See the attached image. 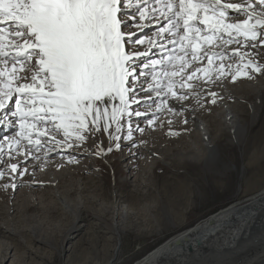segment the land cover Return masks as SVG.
Instances as JSON below:
<instances>
[{"label": "snow or ice", "instance_id": "6c2138e0", "mask_svg": "<svg viewBox=\"0 0 264 264\" xmlns=\"http://www.w3.org/2000/svg\"><path fill=\"white\" fill-rule=\"evenodd\" d=\"M253 3L264 7V0ZM253 3L244 6L222 4L221 0L211 4L206 0H178L150 11L146 7L148 0H143L145 6L137 0L139 19L129 25L128 20H135V16L129 17L124 0H0V113L15 95V111L10 115L17 117L20 129L19 140L8 141V148L0 145V162L5 154L9 160L16 156L37 158L31 149L45 150V158L50 153L62 155L56 150L82 145L89 135L101 131L108 133L120 150V141L133 140L135 133L144 131V124L155 128L156 114L163 111L169 96L179 101L188 98L189 94L182 90L193 87L189 82L200 79L198 73L208 81L213 76L215 80L231 76L235 81L237 76H248L249 69L260 73L259 64L245 59L254 55L251 51L241 52L238 48L229 55L212 50L214 44L257 47L256 41L264 36L258 31L264 29V19L255 15ZM223 9L244 12L247 18L242 23L227 22L229 17ZM161 17L167 26L159 28L155 39L146 40L151 35L148 32L132 39V33L122 31L133 26L143 30L153 21L159 23ZM225 34L228 39H223ZM145 43L148 51H132L133 46ZM259 46L264 47V40ZM152 49L164 58H151ZM230 56L241 61L235 73L232 64L223 63ZM145 57L149 59L145 61ZM216 59L221 63L213 73ZM138 60L144 62L137 64ZM205 60L208 67L184 75L194 63ZM140 77L145 79L141 81ZM140 93H147L148 98H142ZM153 93L155 102L150 103ZM210 95L215 104L216 93ZM137 106L154 107L155 112L150 114ZM169 111L184 109L169 105ZM7 124L8 117H0V132ZM57 133H62L63 139H57ZM112 150L100 147L99 155ZM74 159L68 156L69 162ZM8 169V177L0 170V180H12L10 186L15 189L16 174L23 176L27 169L21 171L17 163L9 164Z\"/></svg>", "mask_w": 264, "mask_h": 264}, {"label": "bare ground", "instance_id": "6f19581e", "mask_svg": "<svg viewBox=\"0 0 264 264\" xmlns=\"http://www.w3.org/2000/svg\"><path fill=\"white\" fill-rule=\"evenodd\" d=\"M168 2H178V0H148L146 7L151 11L153 7L163 8ZM206 2L211 4L214 3V0H206ZM124 3L128 4V8L125 9V11L131 13L136 10L138 11L137 0H130V3L129 0H124ZM221 3H239L247 6L248 3H253V0H221ZM140 6H145L143 5V0H140ZM253 9L255 10V15L264 19V7L257 3H253ZM223 11L228 14L229 19L227 22L230 23H242L247 18V14L244 12L236 13L229 9H223ZM252 22L254 23L255 20ZM150 25L157 28L153 29L151 35V38L155 39L159 28L162 26L166 27L167 22L161 17L159 23L153 21ZM197 26L201 28L204 27L199 24ZM133 27H130L127 31L139 29V27L135 26V29H133ZM258 31L264 32V29H258ZM139 36L141 37L142 35L140 34ZM135 37L136 36H134V38ZM166 38L170 39L171 37L166 34ZM147 39L148 38H146V40ZM223 39H228L226 34L223 36ZM262 40H264V36L257 40V44H260ZM217 43H222V40H218ZM249 44H251V42ZM147 47L148 45L146 43L143 46L135 45L132 51H144ZM257 47L251 49L254 53L253 56L263 63L264 54ZM238 48L241 52H245L246 50V48L240 47L235 43L223 45L222 47H216L214 44L212 50L230 55ZM168 50L171 51V46H169ZM160 57L161 54L156 49L152 51L151 58L160 59ZM163 58L164 57L161 59ZM144 59L146 61L149 57ZM140 62L141 61L138 60L136 63L139 64ZM219 63H221V61L218 59L214 60L211 71L212 69L216 70V65ZM223 63L234 65L235 60L228 59ZM0 67H2V65H0ZM200 67H208L206 60L199 64L194 63L185 71L184 75L187 76L190 72ZM199 75L201 76L202 73H198V76ZM253 76L254 74H251L246 81L235 85H229V82L226 81L229 80V78L224 79V85L217 84L214 76L213 80L208 81L210 84L208 82V84H206V82H204L205 80L202 81L194 78L193 81L189 82L193 87L182 90L189 94L188 98L182 101L176 100L171 96L167 98V104L162 105L165 109L157 116L156 126L154 128L156 130L155 132H152V130H154L153 128L144 124V131L135 133L139 137L140 144L132 148L138 151L126 147L127 149L124 153L121 150L113 148L111 136L101 131L89 135L90 138L80 145L82 147L74 145L70 149V152H63L64 154L62 155H56L54 159L52 158V155H54L53 153L48 154V157L45 158V150L36 152L34 149H31L32 155L37 157L35 159H26L23 156H16L9 160L5 154L2 162H0V170L5 172V176L8 177L10 175L8 165L11 163H17L21 171L24 169H27V171L23 176H21L19 172L16 174L15 184L17 187L15 189H12L10 186L13 182L12 180H1L0 212L4 220L0 224V235H7L10 237L15 235H28L32 240L39 241L40 243L48 242L49 239L46 238V235L48 233L51 234L53 231L65 230L66 236L70 234L71 230L76 225V221H81L82 214L87 210H91V214L95 218H99V216L104 217L108 210L103 204H99V196L95 194L90 195L89 192H86L88 184H95L97 182V179L93 176L94 172L89 168V163L96 162V166H98L97 161L93 159V156L96 154L95 145L98 141L102 144L106 143V145L108 143L107 146L113 149L110 152L111 154L120 155L124 153L123 160L126 161L124 164L133 167V163H138V172L141 173L146 171L149 164H156L157 160H161V162L164 161V163L166 162L165 165L168 167L177 166L180 160H182V155L183 157L187 155L195 160V162L196 160L203 159L205 162H208L207 164L216 163L217 160H219L218 151L216 149L217 137L222 136L225 129L229 131L228 139L231 144L240 142L244 136V127L242 125L243 123L241 124L239 120L238 109L243 111L245 109V100L258 95V92H260V85L255 83L254 78H252ZM139 79L143 81L145 78L140 77ZM176 79H179V77ZM2 80L3 78H0V81ZM144 86L146 87V85ZM0 87H2V83H0ZM212 92L216 93L217 102L215 104L211 102L210 94ZM235 96H239L237 102L231 100ZM141 97L146 98L148 95H141ZM152 97H155L154 93ZM151 99L153 100L154 98ZM219 103L222 105L218 106ZM169 105L178 109H184V111H169ZM11 107V102L7 103L4 112L0 113V115L11 111ZM141 110H146L149 113L155 112L154 107ZM250 110L255 118L259 111L258 104L251 106ZM195 115L197 118L193 119ZM7 117L10 124L5 125L0 135L2 133H11V129L15 127V125H18L19 121L17 117L11 116L10 113ZM132 120L134 126H136V118L133 117ZM186 120L187 122H185ZM125 122L126 121H122V123ZM214 132H217L218 136H213ZM124 134V132H121V136H124ZM57 136V139H63L62 133ZM15 140H19L18 134L8 137L5 135L3 139H0V145H4L5 148H8L9 145L7 142ZM93 141H95V143H93ZM123 141L128 143L125 144L127 146L130 143H134L128 140ZM23 143L26 144V142ZM76 151H83L91 157L80 159L77 162L74 159L69 162L68 156L77 157ZM40 157L45 159L40 160ZM228 170L229 168L226 166L225 171L227 172ZM210 171L211 169L208 167L207 172L210 173ZM86 174L89 176H85ZM175 186H177L176 188L178 189L171 192V197L175 198L172 200L178 201L182 198H185L184 200H189L188 198H190L192 189L190 184L188 183L185 187L178 181ZM6 197L10 198V204L5 203L4 199ZM245 202L247 203L231 205L210 215L191 228L169 238L133 264H264V196L253 198ZM171 204L172 203H170V205ZM172 205L170 214L175 218H179V210ZM115 208L116 207H113L112 218H115V216L119 218L121 214H123V211L121 214L115 213ZM52 214H56L60 220L56 225L49 226L46 220L50 215L52 216ZM125 215V217L122 215L121 218L128 219L129 213L126 212ZM116 227L117 226L112 223V225L108 227V230H116ZM125 228L126 227H124L122 223L120 229L124 230ZM24 241L28 244L30 240L26 238ZM5 246L4 243L0 242V260L7 259L8 254L5 255L2 253V249H4ZM8 248L11 247L9 246ZM13 257L15 258V256ZM14 258L11 264H26V261L31 263L34 261V259H28L27 256ZM68 260L69 263L75 262L72 256L69 257ZM92 264H111V258L106 261L104 260L102 263V261L99 262V258L96 257Z\"/></svg>", "mask_w": 264, "mask_h": 264}, {"label": "rangeland", "instance_id": "374dc122", "mask_svg": "<svg viewBox=\"0 0 264 264\" xmlns=\"http://www.w3.org/2000/svg\"><path fill=\"white\" fill-rule=\"evenodd\" d=\"M127 12L129 17L135 16L136 18L135 20L129 19L128 24H135L139 19L138 14H136L138 11ZM150 26L152 25L148 24L143 30L139 28L135 31H127L129 28H122V31L132 33L133 39H136L134 36L137 34H141V37H144L145 32H150L152 35L153 29L157 28ZM135 28L134 26L133 29ZM151 35L146 38L150 39ZM240 39H243V37H240ZM259 45L257 44V48L264 54V47H260ZM127 50L128 46L126 45ZM250 50V48H246L245 52ZM144 51H148V47ZM251 52L253 51L251 50ZM248 58L255 59L254 61L260 65L262 71L254 73L249 69L247 70L248 76H237L235 81L229 76V80L226 81L229 82V85H235L246 81L251 74H254L252 78H254L255 83L260 85V92L256 95L257 97L252 96L250 99L245 100L246 110L241 111L238 109V117H240L239 120L241 124L243 123L244 127V136L240 142L229 143V131L227 129H225L224 134L220 137L217 132L213 133V136H218L216 149L219 160L216 163L207 164L208 162H205L202 158V160H196L195 162V160L187 155H184V157L182 155V160H180L177 166L168 167L165 165L166 162L157 160L156 164H149L146 171L141 173L138 172V163H133V167L124 164L126 161L123 160V154L126 152V147H128L125 144L128 143L123 140L120 141V150L124 152L123 154L114 155L110 153L99 155L100 147H103L105 150L109 147L107 146L108 143L106 145V143L102 144L98 141L95 145L96 154L93 156L98 166H96V162H94L95 164L89 163V168L94 172L93 176L97 179V182L95 184H88L86 192H89L90 195L95 194L99 196V204L101 203L106 207L108 210L107 214L104 217L99 216V218H95L92 216L91 210H87L82 214L81 221H76V225L70 234L66 236L65 230L53 231L54 233L51 232V234L48 233L46 235V238L49 239L48 242L40 243L39 241L32 240L28 235H15L13 237L0 235V242L6 245L2 249V253L8 254L7 259L0 260V264H11L13 256L15 258L27 256L28 259H34L32 262L34 264H92L96 257L102 263L104 260L106 261L111 258V264H133L169 238L191 228L210 215L228 206L247 203L245 201L264 196V62L261 63L253 55L245 59ZM229 59L235 60V66L233 65L232 69V72L235 73L236 66L241 61L236 56ZM142 62L144 61L140 63ZM215 71V69H212L213 73ZM200 77V80H205L206 84L209 83L208 80L206 81L203 78V74ZM216 81L217 84L224 85L225 83L224 79ZM140 95L148 94L141 93ZM238 97L235 96L231 100L237 102ZM151 98L154 99H151L150 103L155 102V97ZM16 99L17 97L14 95L12 100L8 102H11L12 110L0 115V117L7 116L9 113L15 111ZM256 104H258L259 111L254 118L250 108ZM221 105L219 103L218 106ZM137 107L139 110L150 108ZM162 108L165 109L163 106ZM156 115L159 116V114ZM196 118L197 116L195 115L193 119ZM144 119H148V117L145 116ZM18 126L19 122L18 125H15L11 129V133H2L1 135H6V137L15 134L19 135L20 129H18ZM155 131V129L152 130V132ZM131 141L137 144V146L140 144L137 134H135ZM79 147L82 146L79 145ZM112 147L115 148L114 143ZM130 149L138 151L135 148ZM59 151L64 154L70 152V149L57 150V152ZM76 153V162L80 159L91 157L83 151H76ZM53 154L56 156L55 153ZM39 159L43 160L45 158L40 157ZM226 166L229 168L227 172L225 171ZM208 167L211 169L210 173L207 172ZM85 176L89 175L86 174ZM4 180L8 179L5 178ZM178 181L185 187L188 183L190 184L193 189L190 192L191 199L188 198L190 201L184 200L185 198L178 201L172 200L175 198L171 197V192L178 189L175 186ZM0 183H2L1 180ZM6 198L4 199L5 203L10 204V198ZM170 203L173 204H171L172 206H175L174 208L179 210V218H175L170 214ZM113 207H116L115 213L121 214L123 211V214L119 218L116 216L112 218ZM126 212L129 213V218H121L122 215L126 216ZM190 213L192 214L190 215ZM1 215L0 212V224L4 220ZM59 220L56 214H52L46 221L49 226H52L56 225ZM112 223L117 226L116 230L109 231L108 227ZM122 223L126 227L124 230L120 229ZM26 238L30 240L28 244L24 241ZM9 246L11 248H8ZM71 256L75 259L74 263H69L68 259ZM28 263L30 264L31 262L26 261V264Z\"/></svg>", "mask_w": 264, "mask_h": 264}, {"label": "trees", "instance_id": "16d2710c", "mask_svg": "<svg viewBox=\"0 0 264 264\" xmlns=\"http://www.w3.org/2000/svg\"><path fill=\"white\" fill-rule=\"evenodd\" d=\"M191 214H192V213H190V215H191ZM190 215H189V216H190Z\"/></svg>", "mask_w": 264, "mask_h": 264}]
</instances>
